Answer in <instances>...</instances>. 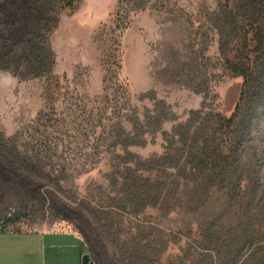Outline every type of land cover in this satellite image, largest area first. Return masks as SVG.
<instances>
[{"label":"rangeland","instance_id":"1","mask_svg":"<svg viewBox=\"0 0 264 264\" xmlns=\"http://www.w3.org/2000/svg\"><path fill=\"white\" fill-rule=\"evenodd\" d=\"M136 1L64 10L51 36L57 78L0 69V138L20 132V149L38 158L13 174L11 146L0 145V264L23 249L36 264L43 254L46 264H80L86 251L93 264H212L196 243L201 225H231L215 213L246 201L240 183L210 200L189 194L187 178L158 159L203 102L234 111L243 78L225 69L213 20L224 0ZM257 125L263 135L264 115Z\"/></svg>","mask_w":264,"mask_h":264},{"label":"trees","instance_id":"2","mask_svg":"<svg viewBox=\"0 0 264 264\" xmlns=\"http://www.w3.org/2000/svg\"><path fill=\"white\" fill-rule=\"evenodd\" d=\"M78 1L0 0V69L21 79L55 78L51 36L63 11ZM132 1L130 7H141ZM213 15L223 65L243 78L234 111L225 117L212 108L207 111L203 102L173 129L178 145L158 159L187 178L189 194L205 191L210 200L218 192L236 191L239 183L247 187L246 201L228 206L229 213L224 206L215 213L217 220L227 214L231 225H201L196 243L210 253L212 264H264V134L256 130L264 115V5L224 0ZM20 135L0 138L1 146H11L3 157L13 174L27 172L38 159L20 149ZM176 156L178 161L170 165ZM146 185L157 190L156 181Z\"/></svg>","mask_w":264,"mask_h":264},{"label":"crops","instance_id":"3","mask_svg":"<svg viewBox=\"0 0 264 264\" xmlns=\"http://www.w3.org/2000/svg\"><path fill=\"white\" fill-rule=\"evenodd\" d=\"M63 232H65V231H63ZM47 233H55V232L51 231V232H39V233H30V234H41V235H44V234H47ZM75 234L77 236H79L77 233H75ZM80 239H81V237H80ZM81 241H82L83 248H85V244H83V240L82 239H81ZM31 252L32 251H29L28 249H23L21 251V254L19 256L12 257V259L8 262V264H36V260H34V258L32 257V253ZM40 262H41V264H43V263L46 264V259H45V255L44 254H43L42 260ZM80 264H81V258H80Z\"/></svg>","mask_w":264,"mask_h":264},{"label":"water","instance_id":"4","mask_svg":"<svg viewBox=\"0 0 264 264\" xmlns=\"http://www.w3.org/2000/svg\"><path fill=\"white\" fill-rule=\"evenodd\" d=\"M2 230V227L0 226V232ZM80 258H81V264H93V262L90 260V255L88 253L82 254L80 253Z\"/></svg>","mask_w":264,"mask_h":264},{"label":"flooded vegetation","instance_id":"5","mask_svg":"<svg viewBox=\"0 0 264 264\" xmlns=\"http://www.w3.org/2000/svg\"><path fill=\"white\" fill-rule=\"evenodd\" d=\"M86 253H88L90 255V260L93 262L90 252L89 251H86ZM82 254H83V252H82Z\"/></svg>","mask_w":264,"mask_h":264}]
</instances>
